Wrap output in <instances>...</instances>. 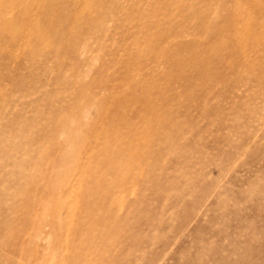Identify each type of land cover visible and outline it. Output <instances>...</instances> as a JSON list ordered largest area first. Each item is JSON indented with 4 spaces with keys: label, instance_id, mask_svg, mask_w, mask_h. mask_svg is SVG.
<instances>
[{
    "label": "rangeland",
    "instance_id": "1",
    "mask_svg": "<svg viewBox=\"0 0 264 264\" xmlns=\"http://www.w3.org/2000/svg\"><path fill=\"white\" fill-rule=\"evenodd\" d=\"M0 264H264V0H0Z\"/></svg>",
    "mask_w": 264,
    "mask_h": 264
}]
</instances>
